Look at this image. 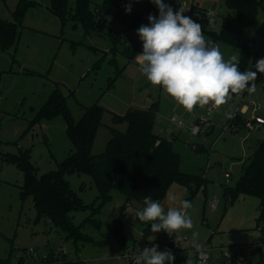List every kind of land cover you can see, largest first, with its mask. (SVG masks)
Here are the masks:
<instances>
[{"label": "rangeland", "instance_id": "1", "mask_svg": "<svg viewBox=\"0 0 264 264\" xmlns=\"http://www.w3.org/2000/svg\"><path fill=\"white\" fill-rule=\"evenodd\" d=\"M18 1L0 0V19L11 21ZM30 1L37 6L27 11L18 43L8 52H0V264H43L47 257L57 255L78 264H130L122 257L124 253H132L135 246L147 245H156L161 252L171 250L175 256L173 264H195L194 258L199 254L192 247L193 232L199 233L198 242L209 256L208 264H224L226 255L234 260L243 257L244 264H264L259 200L240 197L229 204L225 195L227 187L235 186L252 158L253 144L264 140V126L251 131L243 127L238 132L227 129L234 110H237L234 120L238 116L264 118V74L257 72L254 93L232 96L213 111L208 106H197L187 112L161 87L151 85L139 71L136 57L143 47L137 30L149 25V14L159 15L158 7L151 0H117L107 14L104 34L89 37L81 26L73 27L71 23L62 26L49 10L50 0ZM104 1L92 0L91 9ZM226 1L163 0L172 9L180 2L186 10L184 15L201 25L205 40L218 47L225 60L232 55L239 60L238 49L215 41L208 34L220 32L223 18L233 14ZM258 2L256 22L244 35V41L253 51L248 65L252 71H256V62L264 58V0ZM74 3L75 0H70L72 7ZM127 5L131 6V12H126ZM208 9L215 11L213 18L207 17ZM112 33L117 40L111 42ZM106 47L108 51H104ZM134 48L137 54L128 60ZM57 84L65 93H72L68 108L76 122L83 116L82 107L99 104L106 109L94 143V155L106 150L111 129L126 131V124H114L113 115L125 116L130 109L144 110L159 104L155 132L173 141L183 173L203 178L204 186L189 200L192 207L187 209L192 229H181L172 236L165 231L149 232L151 222H140L135 216L145 205L138 201L126 202L119 193L95 213L93 208L99 206L97 188L90 176L79 174L67 179L88 208L73 212L72 220L82 227L84 234L102 243L76 245L47 219L38 216L33 197L21 196L23 173L4 158L27 151L38 175L42 176L57 171L59 164L74 153L66 120L62 116L39 117ZM252 102L258 104L259 112L243 114L242 108ZM175 119L182 121L183 127H178ZM197 120H200L198 125ZM206 120L209 130L202 125ZM195 128L200 131L195 133ZM193 145H201L203 150L196 154ZM189 193L186 186L175 183L161 204L166 210L178 208ZM90 218L95 224L86 222ZM118 222L123 242L112 232ZM145 232L147 237L143 236Z\"/></svg>", "mask_w": 264, "mask_h": 264}, {"label": "trees", "instance_id": "2", "mask_svg": "<svg viewBox=\"0 0 264 264\" xmlns=\"http://www.w3.org/2000/svg\"><path fill=\"white\" fill-rule=\"evenodd\" d=\"M117 0H105L94 10L92 0H75L74 7L70 0H50V12L59 18L62 26L71 23L73 27L81 26L86 37L102 36L107 29V14L115 7ZM227 7L233 12L223 18L220 32H208L215 40L239 50V70H248L253 53L244 41L247 29L251 28L257 18L258 0H227ZM37 6L30 0H19L13 11L11 21L0 19V52H8L17 43L22 31L23 19L27 11ZM110 40L116 41L113 35ZM137 54L134 48L129 59ZM247 93V91L243 92ZM237 94H232L235 96ZM57 84L48 101L41 108L39 117L48 119L62 116L67 122V134L74 147V153L58 166V170L42 176L31 162L30 153L22 151L17 155H6L4 160L15 164L24 175L21 188L22 198L32 196L38 216L45 218L65 235L67 240L79 243L95 242L82 232V227L73 223L71 214L88 208L70 187L68 176L79 174L92 178L97 191L99 206L93 212L98 213L101 207L111 201L115 193L125 197L126 202L138 201L142 204L145 196L161 203L171 186L175 183L189 189L187 201L196 191L204 186L203 178L185 174L181 171V158L175 152L173 141L161 138L155 132L159 113V104H152L149 109H130L125 116L113 115L114 124H126V131L111 129V139L106 150L98 155L93 154L94 143L99 129L103 126L106 109L99 104L82 107L83 116L75 121L68 108L69 97ZM234 110L228 124L241 127V119L234 120ZM200 120H197V124ZM211 133V132H210ZM226 197L231 204L240 197H252L260 201L258 222L262 223V245L264 244V140L257 145L248 164L243 168L241 177L234 187H227ZM95 224V220H86ZM121 224L112 228L113 235L120 242L124 241ZM151 232V228L148 230ZM144 237L148 236L145 232ZM259 252V251H258ZM67 260L47 259L43 264H78Z\"/></svg>", "mask_w": 264, "mask_h": 264}, {"label": "clouds", "instance_id": "3", "mask_svg": "<svg viewBox=\"0 0 264 264\" xmlns=\"http://www.w3.org/2000/svg\"><path fill=\"white\" fill-rule=\"evenodd\" d=\"M159 15L148 16L149 25H142L137 34L143 51L136 57L139 71L153 86H158L187 112L197 106L211 105L219 108L226 104L232 94H249L256 91L257 72L264 74V58L259 59L256 71L239 70V60L232 55L225 60L218 47L211 46L204 38L202 27L184 15L182 6L178 11L163 0H151ZM131 12V6H126ZM208 18L216 13L208 9ZM145 207L136 212L140 222H151V232L165 231L169 236L181 229H192L193 222L187 215L192 205L180 201V207H168L145 196ZM199 233H192V247L203 257L206 251L198 242ZM135 264H173L175 256L171 250L158 251V246L137 249ZM188 264V262H187Z\"/></svg>", "mask_w": 264, "mask_h": 264}, {"label": "built area", "instance_id": "4", "mask_svg": "<svg viewBox=\"0 0 264 264\" xmlns=\"http://www.w3.org/2000/svg\"><path fill=\"white\" fill-rule=\"evenodd\" d=\"M165 4L170 5L169 2H166ZM209 111H213L215 110V108H212L211 105L208 106ZM244 107L242 108V112L243 114H247L248 112L252 111V113L254 115L257 114V112H259L260 107L258 106V104L252 102L249 106L245 107V110H243ZM241 119V127H243L246 130H255L258 129L262 126H264V118L260 117V116H253L252 118H243L241 116H238ZM174 123L178 126V127H183V122L182 121H178V120H174ZM200 123V122H199ZM198 123V124H199ZM208 120L203 121L202 125L206 126L205 129L209 130V126H207ZM197 124V125H198ZM227 129L230 130L231 132H238L239 126L235 125V124H228ZM200 131L199 128H195L194 132L198 133ZM226 176L229 178L231 177V173L230 172H226ZM144 247H150L149 245L147 246H142L140 247L141 249ZM137 247H133L132 249V253H130L129 251L125 252L124 255L122 256L123 258L127 259L130 264H135V260L134 257H136L137 255ZM50 259V257H47L45 260ZM54 260H62V256L61 255H57V256H53ZM208 260H209V256L205 255L203 257H201L200 255L197 256V262L196 264H208ZM246 261L245 258L241 257L238 260H234L232 258H230L229 256H224L223 258V263L224 264H244Z\"/></svg>", "mask_w": 264, "mask_h": 264}, {"label": "water", "instance_id": "5", "mask_svg": "<svg viewBox=\"0 0 264 264\" xmlns=\"http://www.w3.org/2000/svg\"><path fill=\"white\" fill-rule=\"evenodd\" d=\"M181 8V4L180 2H176L174 5H173V9L174 11H178L179 9ZM171 133V132H170ZM257 145L258 144H253L252 146V150L255 152L257 150ZM192 149L194 151V153L198 154L199 152H201L203 150V146L201 145H193L192 146Z\"/></svg>", "mask_w": 264, "mask_h": 264}, {"label": "crops", "instance_id": "6", "mask_svg": "<svg viewBox=\"0 0 264 264\" xmlns=\"http://www.w3.org/2000/svg\"><path fill=\"white\" fill-rule=\"evenodd\" d=\"M120 17H123V15L122 14H120ZM109 50V47H106V49L104 50V51H108ZM129 58V57H128ZM128 60H130V59H128ZM245 107H246V105L244 106V109L243 110H245ZM149 109V108H148ZM144 110H146V109H144ZM157 120V119H156ZM155 127H156V124H155ZM171 132V133H170ZM169 132V134H173V131H170ZM162 138V137H161ZM259 203H260V201H259ZM195 259V264H196V262H197V259L196 258H194Z\"/></svg>", "mask_w": 264, "mask_h": 264}]
</instances>
